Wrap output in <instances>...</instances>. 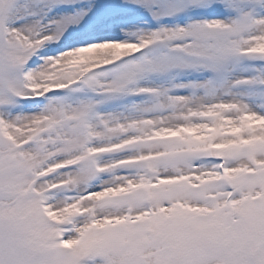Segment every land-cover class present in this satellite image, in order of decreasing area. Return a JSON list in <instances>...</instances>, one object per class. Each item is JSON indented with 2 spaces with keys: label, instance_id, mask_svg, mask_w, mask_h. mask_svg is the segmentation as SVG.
Here are the masks:
<instances>
[{
  "label": "snow or ice",
  "instance_id": "obj_1",
  "mask_svg": "<svg viewBox=\"0 0 264 264\" xmlns=\"http://www.w3.org/2000/svg\"><path fill=\"white\" fill-rule=\"evenodd\" d=\"M0 264H264V0H0Z\"/></svg>",
  "mask_w": 264,
  "mask_h": 264
}]
</instances>
